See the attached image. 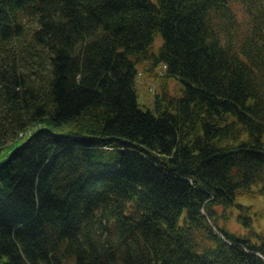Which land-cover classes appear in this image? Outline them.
<instances>
[{"label": "trees", "instance_id": "trees-1", "mask_svg": "<svg viewBox=\"0 0 264 264\" xmlns=\"http://www.w3.org/2000/svg\"><path fill=\"white\" fill-rule=\"evenodd\" d=\"M254 194L264 0H0V264H264Z\"/></svg>", "mask_w": 264, "mask_h": 264}, {"label": "rangeland", "instance_id": "rangeland-1", "mask_svg": "<svg viewBox=\"0 0 264 264\" xmlns=\"http://www.w3.org/2000/svg\"><path fill=\"white\" fill-rule=\"evenodd\" d=\"M154 43L157 46L160 43L157 36ZM159 71V70H158ZM135 93L137 94V102L141 109L154 112V97L160 94L163 88H166L168 93L178 97L182 94L184 87L180 80L174 78L164 79L160 73H144L139 71L135 80ZM240 203L247 208L250 207L248 215H250L253 229L264 234V195H248V197L240 198ZM238 210L228 219V229L234 232H245L244 227L237 221Z\"/></svg>", "mask_w": 264, "mask_h": 264}]
</instances>
